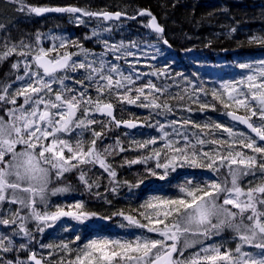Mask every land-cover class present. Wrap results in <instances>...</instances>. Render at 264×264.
Segmentation results:
<instances>
[{
  "label": "snow or ice",
  "instance_id": "1",
  "mask_svg": "<svg viewBox=\"0 0 264 264\" xmlns=\"http://www.w3.org/2000/svg\"><path fill=\"white\" fill-rule=\"evenodd\" d=\"M11 2L29 15L70 14L84 26L93 18L102 24L122 16H147L144 26L155 33L157 43L171 47L164 26L147 9L129 16L125 11ZM4 27L0 25V31ZM111 31V27L93 28L86 37L102 45L100 52L85 48L79 40L41 32L17 43L8 39L0 43V62L15 55L10 67H23V75L17 72L10 82H0V264H51L32 250L37 233L43 234L62 218L87 225L114 216L122 219L119 227L137 232L131 238L92 239L83 246L76 244L80 235L73 233L67 243L39 247L64 253L56 264H264V59L239 63L246 75L210 90L188 81L192 92L184 89V93L198 107L194 110L189 104L183 111H220L231 123L211 117L201 123L191 116L168 120L174 114L170 101H184L185 95L174 94L166 82L158 85L144 77L166 81L171 78L170 65L163 69L150 65L152 72H140V45L102 38V32ZM248 43L264 47V36H252ZM147 47L156 53L151 59L162 55L156 44ZM117 105L121 112L128 106L149 110L150 116L164 117L166 123L141 121L133 118L135 114L118 119ZM237 125L248 131L238 130ZM142 127L156 129L159 135L136 140L125 131L124 136L130 137L127 148L119 137L104 143L113 129ZM126 151L140 155L125 157L120 167L144 166L143 178L135 183L119 180L109 159ZM97 168L107 175L106 192L117 193L121 186L140 188L149 179L164 182L168 191L162 184L136 209H118L112 215L89 210L84 200L49 210L52 196L72 190L58 186L69 173L77 174L86 192L111 203L98 191L99 178L89 176ZM185 170H207L213 175L203 178ZM246 177L251 179L243 184ZM65 231L72 230L65 226ZM225 232L237 241L234 248L227 239L214 241ZM190 249L195 250L186 256ZM21 252L27 253L26 259L20 258ZM10 253L13 259L7 258Z\"/></svg>",
  "mask_w": 264,
  "mask_h": 264
},
{
  "label": "trees",
  "instance_id": "2",
  "mask_svg": "<svg viewBox=\"0 0 264 264\" xmlns=\"http://www.w3.org/2000/svg\"><path fill=\"white\" fill-rule=\"evenodd\" d=\"M25 6H76L85 8L91 11H125L128 15L135 14L138 9L150 10L165 28L164 37L169 41L171 47L157 43L155 34H152L144 25L148 21L147 16L137 18L134 21L120 20L118 22L103 21L102 24L127 26V33L121 35L115 32L116 38L121 39L126 45L132 42H137L142 49L139 53L140 63L137 65L142 73H150L154 70L148 63H152L155 68L163 69L170 65L169 72L171 78L166 81L157 80L155 77H144V79H152L153 82L167 83L170 91L174 94L185 95L184 89L188 93L192 92L188 81L192 84H202L205 89L218 87L219 84L214 80V75L218 74L221 68L218 66L222 62H226L224 68L231 71L232 68H237L239 63L253 62L264 58V47L257 44H249L248 41L252 36H264V0H23ZM142 18V19H141ZM87 20V18H85ZM139 19V20H138ZM0 25H4V30L0 31V43L8 39L10 43H17L21 39H28L34 33L41 32L56 36H65L74 40H79L85 48L96 52L102 51L100 43L95 38L89 40L86 37L91 36L93 28L97 31L101 22L93 18L87 23V26L77 25L70 14L47 13L42 16L34 14L29 15L27 11H20L19 5L12 3L11 0H0ZM236 31L232 32L231 29ZM148 44H156L162 50V55H158L155 60L151 59L156 55L154 49L147 47ZM48 42L45 41V47ZM147 53V56L144 55ZM17 57L12 55L7 60L0 62V82H10L14 79V73L23 75V67L12 69L10 66L15 62ZM132 58H129L131 60ZM125 69L127 65L120 62ZM223 68V69H224ZM229 72H225L224 75ZM140 81L138 83H142ZM15 87V85H13ZM19 103V101H18ZM170 103L174 107V114L167 117L168 120L178 119L180 117H188L195 121L203 123L208 117L218 122L225 124L231 123L229 118L220 114V111L206 112L193 111L188 113L182 109L190 104L185 95L184 101L177 102L171 100ZM195 110L198 106L190 104ZM132 114L133 118H139L141 121L148 120L155 123L160 120L166 123L164 117L149 115V110L128 106L123 112L120 111L117 105L116 115L118 119H128ZM3 115V112H0ZM98 127V126H97ZM238 130H243L236 126ZM125 131H130L132 137L136 140H144L149 136L156 137L159 135L156 129L142 127L134 130L125 128L113 129L107 134V139L104 143H113L116 137H119L124 146L129 145L130 137L124 136ZM98 146H100L98 144ZM140 155L137 151H126L114 158H109L116 167L118 179L127 180L135 183L137 178H143L144 166L137 164L131 167L127 165L120 167L122 160L133 159ZM151 167V163L149 164ZM195 171L198 177L208 178L213 174L207 170H185ZM223 171V170H222ZM183 175V172L180 174ZM92 179L99 178V192L105 194L107 200L111 203H106L102 199H96L93 195L86 192L82 184L77 179L76 173L66 174L64 182L60 187L70 186L71 191L65 193V200H54L55 204H67L77 200L86 201V206L89 210L95 211L101 215H112L116 210L136 209L139 203L151 194L154 190L161 187L163 184L164 191H168V186L164 182L149 179L146 184L140 188L129 190L127 186H121L117 193L106 192L108 178L102 170L93 169L89 172ZM251 179L244 178L243 183ZM95 191V190H94ZM15 207V206H13ZM50 210L55 211V207L51 206ZM120 217H113L111 221L94 220L87 225L78 224L68 218L58 221L54 227L48 228L43 234H36L38 241L32 247L37 255L41 254L45 261H51V264H56V261L65 256L58 249L40 248L39 244L58 245L61 241L67 243L73 236V233L80 235V240L76 244L83 246L91 239L108 237V238H131L134 231H114V225L120 223ZM103 222H108L110 228H97V225ZM93 224L95 227H90ZM65 226L72 231H65ZM30 228L33 226L30 224ZM231 233V232H230ZM229 232H225L224 238H229ZM75 247L76 245H70ZM53 252L51 257L49 253ZM73 252L71 256H74ZM21 259L27 258V253H19ZM71 256L66 257L70 259ZM8 259H13V254H8Z\"/></svg>",
  "mask_w": 264,
  "mask_h": 264
},
{
  "label": "rangeland",
  "instance_id": "3",
  "mask_svg": "<svg viewBox=\"0 0 264 264\" xmlns=\"http://www.w3.org/2000/svg\"><path fill=\"white\" fill-rule=\"evenodd\" d=\"M107 27H111L112 28V31L109 33V32H102V38L103 39H108L110 42L112 43H116V42H119V41H122L121 39H118L117 40H114V39H111V38H116L115 36V32L114 31H117L119 32L121 35L127 33L128 29H127V26L121 24V25H118V26H115L113 27L112 25H108V24H101L99 26V29L98 31H101L103 28H107ZM124 42V41H123ZM101 45V44H100ZM102 47V45H101ZM264 59V58H262ZM257 61V60H256ZM254 62V61H253ZM140 63H143V61H140ZM248 63H251V62H248ZM148 65H152V63H148ZM226 65V62H222L220 63L218 66L221 68V70L219 71L218 74L214 75V80L219 84L221 85L222 83L226 82V81H230V80H236V79H240L242 76L246 75L247 72L246 70H242V69H237V68H232L231 71L229 72L228 70H226L224 68V66ZM224 68V69H223ZM225 72H229L228 74L224 75ZM243 183V182H242ZM243 184H247V183H243ZM65 193H59L57 194L56 196H52L51 197V200H50V204L52 206H55L57 204H59L58 202L55 204V201L54 200H58V199H62L63 201L65 200ZM51 207V206H50ZM50 210V209H49ZM50 211H53V210H50ZM62 219H65V218H62ZM61 219V220H62ZM122 223V221L120 223H117L114 225V231H126L128 230L127 228H121L119 227V225ZM90 227H95L93 224L89 225ZM104 227H108L110 228V224L108 222H103L102 224H99L97 225V228H104ZM129 230H132L134 231V229H129ZM135 232H137V230H135ZM230 233V232H229ZM225 234V233H224ZM223 234V236H224ZM229 236L232 237V234L230 233ZM231 237L229 238H224V237H217V238H214V241L215 242H220L221 239H227L230 241L229 243V247L231 248H234L235 247V244L237 243V241H234L231 239ZM92 240V239H91ZM88 242V241H87ZM213 241L210 240L208 241V243H212ZM195 249H190L188 250V252L185 253V255L187 256L189 254V252L191 251H194Z\"/></svg>",
  "mask_w": 264,
  "mask_h": 264
},
{
  "label": "water",
  "instance_id": "4",
  "mask_svg": "<svg viewBox=\"0 0 264 264\" xmlns=\"http://www.w3.org/2000/svg\"><path fill=\"white\" fill-rule=\"evenodd\" d=\"M129 16H131V15H129ZM137 18H140V16H137ZM136 18V19H137ZM136 19H128L127 17H124V16H122L121 17V20H126V21H134V20H136ZM149 19V18H148ZM157 20H158V18H157ZM120 21V20H119ZM109 22V21H108ZM113 22H118V21H113ZM158 22H159V20H158ZM148 23V22H147ZM160 23V22H159ZM161 24V23H160ZM162 25V24H161ZM163 26V25H162ZM149 29V28H148ZM149 31L152 33V34H155V33H153L152 31H151V29H149ZM165 34V33H164ZM237 126H239V127H241V128H243L244 130H246V131H248L243 125H237ZM134 130V129H133ZM39 257V256H38Z\"/></svg>",
  "mask_w": 264,
  "mask_h": 264
},
{
  "label": "bare ground",
  "instance_id": "5",
  "mask_svg": "<svg viewBox=\"0 0 264 264\" xmlns=\"http://www.w3.org/2000/svg\"><path fill=\"white\" fill-rule=\"evenodd\" d=\"M142 19V18H141ZM139 20V19H138ZM166 33V32H165Z\"/></svg>",
  "mask_w": 264,
  "mask_h": 264
}]
</instances>
